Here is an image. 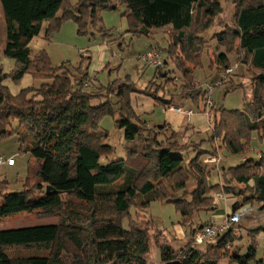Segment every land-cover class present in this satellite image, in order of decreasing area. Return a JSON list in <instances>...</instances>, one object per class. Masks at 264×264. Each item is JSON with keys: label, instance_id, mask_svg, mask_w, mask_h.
Listing matches in <instances>:
<instances>
[{"label": "trees", "instance_id": "obj_1", "mask_svg": "<svg viewBox=\"0 0 264 264\" xmlns=\"http://www.w3.org/2000/svg\"><path fill=\"white\" fill-rule=\"evenodd\" d=\"M222 2L232 5L233 25L214 34L216 46L225 52L207 50L208 69L226 74L232 66L228 55L234 53L235 64L247 69L250 93L245 94L241 111H224L214 105L209 109L212 152L200 150L201 143H181L167 124L149 128L131 107V95L137 90L127 78L86 92L83 84L90 57L81 54L76 68L69 63L53 67L46 52L32 54L29 49L43 24H47L45 41L65 20L73 21L83 36L101 23L100 12L124 6L141 24L131 38L167 31L163 50L184 79L180 94L205 108L206 89L193 93L188 89L195 84L194 71L202 66L203 37L224 13ZM0 7L5 24L2 54L15 62L9 74L0 70V138L11 137L9 128L17 123L21 152L33 160L21 191L0 192V220L19 214L58 219L55 225L0 231V264H147L153 221L142 223L138 218L154 201L175 205L181 216L179 226L189 239L177 255L170 247L160 246L161 264L177 258L181 264H219V257L210 254H225L236 240L233 230L217 236L214 246L201 251L193 246H199L194 243L195 233L211 224H198L197 216L216 212L215 194L241 198L233 212L255 203L264 208V155L257 162L246 160L227 169L220 185L213 188L208 186L213 173L201 160L218 156L216 140H222L231 155L246 154L254 134L264 140V0H0ZM25 75L50 83L11 95L4 82L17 83ZM161 78L168 82V74L155 69L153 79ZM222 86L226 93L244 90L243 83L231 80ZM143 93L160 107L171 104ZM116 112V130H123L126 142H140L142 150H131L125 159L101 165L113 149L97 134L98 126L102 118L115 117ZM189 150L195 157L185 161L180 155ZM124 219L129 221L128 229L122 226ZM239 254L233 252L229 264L255 262L256 248L251 245L246 256Z\"/></svg>", "mask_w": 264, "mask_h": 264}, {"label": "rangeland", "instance_id": "obj_2", "mask_svg": "<svg viewBox=\"0 0 264 264\" xmlns=\"http://www.w3.org/2000/svg\"><path fill=\"white\" fill-rule=\"evenodd\" d=\"M71 3H75L76 0H70ZM223 14L216 19L215 25L212 30L207 32L203 39H205L206 44L204 48V54L202 55V66L197 68L193 73V81L195 84L189 92H194V89L205 88L206 85L219 83L221 80V75L215 73L216 71H209V61L207 58V50L211 52H216L217 54L224 53L225 50L222 47L216 46V41L213 39L214 34L220 32L223 27L232 26L231 16L233 14V8L231 3L226 4L222 2ZM1 13V8H0ZM130 14L126 13L124 6L118 7L116 11H103L98 14V20L101 23L96 28L88 29L85 35L78 34L77 25L71 20H65L58 32L53 33L48 40L45 41L46 49L42 51L46 52L48 57L52 58L54 67H58L61 64L69 63V66L76 68L80 62V55L88 56L91 59L90 67L88 70L87 81L89 87L86 92L94 91L96 92L101 87L107 88L110 85L118 82L119 80L128 79L136 90H142L147 92L155 98L164 101H171L177 99L188 101L186 106L194 112L191 119L196 120V126L205 127L207 121L204 113H198V108H203V103L192 104V102L186 97L180 94V86L184 85V79L181 74L175 69L174 62H171L166 58L164 50L166 48L167 41V31L164 29L158 30L155 33L158 40V45L155 46L158 50L162 52V63L164 65L163 69H160L164 74H168V81L165 82V78L153 79L155 68L148 67L136 59L143 50L149 48L152 44V40L149 37H142L140 39L133 38H123L119 39L121 27L123 25V19L127 18ZM223 19V20H221ZM109 34V38H104L103 35ZM123 34L120 36V38ZM109 40V41H108ZM5 43V24L4 20L0 19V70L2 73L9 74L15 68V62L11 59L5 58L2 54L3 46ZM102 45H107L108 52V63L106 72L94 71L92 69L93 61V49L99 48ZM236 45V44H235ZM154 47V48H155ZM216 47L218 49H216ZM237 47V46H236ZM153 48V49H154ZM113 50V51H112ZM116 51V53H115ZM231 61L232 71L227 74H222L226 76L227 81H234V84L243 83L244 90H235L228 93L225 92L226 86H218L212 92L211 100L212 105L217 109H223L224 111H241L243 107L244 96L250 93V79L245 67L237 66L234 62L235 55L231 53L228 55ZM51 61V60H50ZM166 62V64H165ZM52 64V63H51ZM53 65V64H52ZM143 65V69H142ZM38 83V85H37ZM50 83L48 80L35 81L30 75H25L23 78L15 83L8 79L4 82V86L8 88L11 95L16 96L20 91L35 87L38 89L41 84ZM183 87V86H181ZM143 94V93H142ZM180 94V95H179ZM149 102L154 100L151 96H146L143 94ZM151 99V100H149ZM95 104L97 102H94ZM207 110V109H206ZM208 112V110H207ZM150 113V112H149ZM157 113V114H156ZM154 113H150V120L152 124L157 125L159 121L160 110ZM159 113V114H158ZM149 116V115H147ZM118 119V113L116 112L115 117H104L99 123V130L97 134L104 138V144L110 146L113 149V154L108 158H103L100 161L101 165H106L108 162L122 160L126 158V153L133 151H141L142 145L140 142L132 141L126 142L124 140L123 130H116L115 120ZM141 119L149 120L147 117ZM190 119V120H191ZM192 121V122H193ZM147 122V121H144ZM153 127V125L151 126ZM18 129L17 123L13 122L9 131L12 133L11 137L6 139L0 138V155L5 159L12 158L14 160V166L9 167L6 164L0 167V192L13 193L19 192L28 177L29 166L33 164V160L27 153L21 152L20 148V137L15 133ZM210 132V129H209ZM209 132L202 133L201 137H193L192 141L195 145L200 144L199 149L206 152H212L214 143L210 140ZM178 141H180L178 139ZM181 143H188L182 142ZM216 148H220L218 151V156L208 155L202 158L201 162L203 167L213 173L212 167L218 165L220 167L218 174L221 176L224 171L229 168H235L241 165L243 160H252L254 162L259 161L260 156L264 155V140H259L258 135L254 134L249 145V150L246 154L231 155L227 152L226 148L222 144V140H216ZM185 161H190L195 157V154L189 150L187 152L181 153L180 155ZM213 159V162H206L205 160ZM244 161V162H245ZM243 162V163H244ZM216 168V167H215ZM217 176V174H216ZM189 187H192V181L189 183ZM0 197V203L1 201ZM214 200V198H213ZM241 203V198H237V204ZM215 204V200H214ZM216 206V205H215ZM217 208V206H216ZM241 214L237 221L233 218L236 215L233 214L227 222L230 223V228L233 230L234 242L225 251V254L214 253L210 254L211 257H219V264H229L230 256L233 252H240V256L244 257L251 245L256 248L255 262H260L264 259V208L262 205L253 204L242 207ZM131 215L134 218L135 212L131 210ZM144 216V217H143ZM142 218H138V222L145 223L147 220H152L151 222V244L149 248V253L147 255V264H161V250L160 246L170 247L175 251V255L180 254L182 249L188 243L189 239L185 237V232L183 231V238H177L174 233L173 228L179 225L181 222V216L176 211L175 205L173 203L154 201L149 207L144 211ZM136 220V219H135ZM207 213H199L196 219L198 224L207 223L208 221ZM224 220V221H225ZM223 222V221H222ZM220 222V223H222ZM58 223L57 218H47L41 216L40 214H19L11 216L7 219L0 220V231L23 229V228H33L38 226L55 225ZM156 223V224H155ZM220 223L209 222L212 225H218ZM124 229L129 228L128 219H124L122 222ZM198 231V230H197ZM252 232H255L252 233ZM246 243H245V242ZM158 243V244H157ZM245 243V245H244ZM158 245V246H155ZM214 241H206L202 245L195 246L201 251L204 250V246H214ZM207 250V249H206ZM204 253H207L205 251ZM214 253V254H213ZM178 261L181 263L180 259L177 258L171 262ZM255 262L251 264H256Z\"/></svg>", "mask_w": 264, "mask_h": 264}, {"label": "crops", "instance_id": "obj_3", "mask_svg": "<svg viewBox=\"0 0 264 264\" xmlns=\"http://www.w3.org/2000/svg\"><path fill=\"white\" fill-rule=\"evenodd\" d=\"M127 16L128 17L126 19L125 18L123 19L124 23L121 27V30L119 31L120 32V34L118 35L119 39L130 38L131 33L137 32L141 29V24L139 22H137V20L131 14L127 15ZM0 19L3 20L2 10L0 13ZM46 27H47V24H43L39 35L31 40V42L29 44V49L31 50L32 54H37L40 51H42L43 49L47 50L46 43L44 40V33L46 30ZM122 34H123V36L120 38V36ZM148 37L152 40V44L149 46V48H146V50H143L141 52L143 54L146 51H149L158 45V40H157V36L155 35V33H152ZM133 39H140V38H133ZM109 48L110 47H108L107 45H102L99 48L93 49L92 69L94 71L106 72L105 71V69L107 68L106 64L108 63V52H107V50H109ZM2 52H3V50H2ZM115 53H116V51H115ZM49 58H50L51 63L53 64V67H54V63L52 61V58L51 57H49ZM138 62H140V61H138ZM142 69H143V65H142ZM37 85H38V83H37ZM142 93H143L142 90H137V93L131 95V107L137 116H140L143 118L147 117L149 119V120H144V121H147L146 123L148 124L149 128H151L152 125H153V127H160L164 124H167L173 132L178 133L179 140L182 142L183 141L184 142H190V141H192L193 137H195V139H196V137H201L202 133L209 132L210 126H209V122H208V112L204 107L198 108L199 109L198 113H201V111H202L204 113V115L206 117V121H207L205 127L202 128L204 126V124L201 126H196L197 125L196 120L193 121L191 119V117L194 115V112H192V110L189 108L191 105L186 106L185 103L188 102V101H186L187 99L186 100H179L176 97L175 100H171V101H164L163 100L164 102H171V104H167L164 107H160L157 104V102H155V101L149 102L148 100L144 99L146 97L143 95L144 93L143 94ZM149 100H151V99H149ZM177 108L180 109L181 111L172 110V109H177ZM158 109L160 110V114L158 113L159 114V121H158L157 125H154V124H152L153 121L150 120V113L151 112L154 113L152 116V117H154V115L157 114L156 112L158 111ZM187 111L192 112V114L189 117H187L185 114V112H187ZM147 115H149V116H147ZM244 161L245 160H243L240 164H242ZM212 168H214L213 169V178L208 181L209 188H213V187L220 185V176L218 174L220 167L218 165H214V167H212ZM216 174H217V176H216ZM252 184L253 183L250 182L249 186H252ZM213 198L215 200V205L217 206V210L214 213H207V215H208L207 221L208 222L220 223V222L224 221L225 219H229L231 216H233V214L237 215L238 218L240 217L239 215L241 214V210H238L236 212H233V210H232L233 205L235 203H237L236 197H234L232 195L215 194V195H213ZM260 205H262V204H260ZM237 220L238 219H236L235 221H237ZM173 230H174V233L176 234L177 238H179V239L183 238V231L179 227V225H176L173 228ZM245 243H244V245H245ZM260 262H264V259L261 260Z\"/></svg>", "mask_w": 264, "mask_h": 264}, {"label": "built area", "instance_id": "obj_4", "mask_svg": "<svg viewBox=\"0 0 264 264\" xmlns=\"http://www.w3.org/2000/svg\"><path fill=\"white\" fill-rule=\"evenodd\" d=\"M137 60L148 67L150 66L155 69L164 68V65L162 63V52L158 50L157 48L151 49L149 51H146L144 54L139 55ZM231 71L232 69H229L227 73H230ZM225 80H226V76L224 75V76H221V80L219 81V83L217 82V83L205 86L206 87L205 109H207L208 111L212 107L211 96H212L213 90L217 88L218 86L220 87L223 84V81ZM89 84L90 82L84 83L83 88L87 89L89 87ZM172 110L181 111L178 108L172 109ZM185 114L187 117H189L192 114V112L187 111L185 112ZM213 161H214L213 159L208 158V160H205L204 163L213 162ZM5 164L11 167L14 165V160L12 158L5 159L2 155H0V167ZM230 229H231L230 223L227 222V220L223 221L222 223L218 225H209L204 228L201 227V229H198V231L195 233L194 243L196 245H202L206 241H214L217 236L221 235L222 233Z\"/></svg>", "mask_w": 264, "mask_h": 264}, {"label": "water", "instance_id": "obj_5", "mask_svg": "<svg viewBox=\"0 0 264 264\" xmlns=\"http://www.w3.org/2000/svg\"><path fill=\"white\" fill-rule=\"evenodd\" d=\"M49 191H50V187H47V188H46V193L48 194ZM199 229H201V227H200ZM166 264H181V263L178 262V261H174V262H169V263H166Z\"/></svg>", "mask_w": 264, "mask_h": 264}]
</instances>
